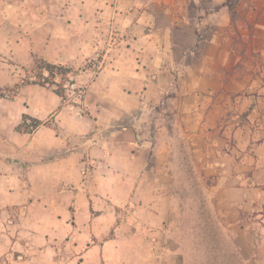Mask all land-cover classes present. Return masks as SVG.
Wrapping results in <instances>:
<instances>
[{"label": "crops", "instance_id": "0c3cea01", "mask_svg": "<svg viewBox=\"0 0 264 264\" xmlns=\"http://www.w3.org/2000/svg\"><path fill=\"white\" fill-rule=\"evenodd\" d=\"M18 49L104 65L0 96V264H264V0H0V90Z\"/></svg>", "mask_w": 264, "mask_h": 264}, {"label": "rangeland", "instance_id": "374dc122", "mask_svg": "<svg viewBox=\"0 0 264 264\" xmlns=\"http://www.w3.org/2000/svg\"><path fill=\"white\" fill-rule=\"evenodd\" d=\"M17 57H32L33 63L29 67H24L20 65H15L16 68L14 69V80L12 84L0 90V96L5 97L8 101H15L17 104L12 106V109L9 110L12 113V118L16 116L19 111L22 109V103H26L29 101H34L31 105L34 109L39 108L37 104H42L43 107L47 108L48 105L51 106L54 103L60 106L61 108L71 109L72 107H76L79 114H86L84 110V91L85 86L87 84L86 78H84V74L86 70H90L92 74L98 72L100 68L104 65L101 62V57H97L90 62L83 63L76 69L72 70V73L67 75L66 81L64 82V89H65V99L62 100L58 97L54 91L57 89L53 85H45L44 87L32 84H26L31 82L38 81V60H41L34 55L30 56L28 54H23L21 49L17 50L16 53ZM0 57H8L7 55H0ZM43 75L46 77L47 72H43ZM78 78V81L76 79ZM55 83H60L59 77L55 79ZM28 86L27 89L24 87ZM23 87V88H22ZM22 89V90H21ZM206 230L210 229V225H205ZM221 247H227L226 242L222 239L221 240ZM221 261L229 262L228 254H221L219 255ZM210 261L212 259V255H210Z\"/></svg>", "mask_w": 264, "mask_h": 264}, {"label": "trees", "instance_id": "16d2710c", "mask_svg": "<svg viewBox=\"0 0 264 264\" xmlns=\"http://www.w3.org/2000/svg\"><path fill=\"white\" fill-rule=\"evenodd\" d=\"M38 81L37 82H31L26 84H32V85H38L44 87L45 85H53L57 89L54 91V93L60 97L62 100L65 99V89H64V82L66 81L67 75L72 73L71 69L65 68L61 65H55L50 64L44 60H38ZM43 72H47V76L45 77L43 75ZM59 77L60 83H55V79ZM43 122L34 119L28 115L23 114L21 118L20 124L15 128L17 132H24V133H30L32 130L36 129L40 125H42Z\"/></svg>", "mask_w": 264, "mask_h": 264}]
</instances>
